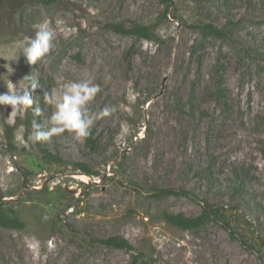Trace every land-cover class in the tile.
<instances>
[{
  "label": "rangeland",
  "instance_id": "obj_1",
  "mask_svg": "<svg viewBox=\"0 0 264 264\" xmlns=\"http://www.w3.org/2000/svg\"><path fill=\"white\" fill-rule=\"evenodd\" d=\"M45 19L64 31L30 65L21 49ZM112 23L150 27L157 40ZM34 67L43 114L9 123L0 106V202L25 224L0 227V264H264L219 224L183 230L163 217L199 216L205 201L251 244L264 238V0H171L167 12L160 0H0V93ZM85 72L101 87L90 110L115 109L95 121V149L67 131L33 144V119L54 110L44 91ZM170 188L199 201L153 197ZM111 237L132 249L107 247Z\"/></svg>",
  "mask_w": 264,
  "mask_h": 264
},
{
  "label": "clouds",
  "instance_id": "obj_2",
  "mask_svg": "<svg viewBox=\"0 0 264 264\" xmlns=\"http://www.w3.org/2000/svg\"><path fill=\"white\" fill-rule=\"evenodd\" d=\"M34 36L21 52L30 65L36 66L38 63L46 62V57L54 47L57 31L63 32L61 21H56L53 27L47 19L32 25ZM17 60V59H13ZM14 72L11 64L7 68V75ZM5 75L0 77L3 79ZM110 77H106L108 79ZM7 91L0 93V106H10L11 112L8 115V122H14V118H23L27 110H31L33 117H40L43 110L34 101L33 93L37 89H42L39 73L36 67L32 72L17 83L10 79L6 86ZM101 91L99 84L94 82L90 73H83L82 77L71 82L63 83L60 91L53 89L51 92L44 91V101L53 107V112L44 123H38L36 119L32 121V131L28 139L33 143L48 142L53 136H59L64 132H69L77 141H83L90 135V131L95 121L101 116H107L114 108L105 107L100 113L90 110L89 105ZM35 105V106H34Z\"/></svg>",
  "mask_w": 264,
  "mask_h": 264
},
{
  "label": "trees",
  "instance_id": "obj_3",
  "mask_svg": "<svg viewBox=\"0 0 264 264\" xmlns=\"http://www.w3.org/2000/svg\"><path fill=\"white\" fill-rule=\"evenodd\" d=\"M163 5L166 7V12L170 7L171 0H160ZM106 28L111 30L114 33L120 35H129L135 37L138 40H151L156 41V35L150 27L142 26L138 24H133L132 26H126L123 23H112L107 24ZM208 33L222 37L224 32L212 25H205L204 28ZM32 116V112L29 109L26 120ZM28 124H30L28 122ZM87 144L91 149H95L96 141L92 137V133L86 138ZM43 158L50 162L63 163L62 158L58 154H52L47 150H42ZM75 166L79 167L85 174L91 176L94 175L93 172L88 168L87 165L83 163H76ZM154 196L157 199L164 197L174 196L181 197L185 196L191 199L199 201L195 195L191 192L183 189H155ZM204 206L202 212L199 216L196 217H186L182 214H175L165 212L163 217L165 221L173 226L181 228L183 230H194L205 226L206 224L213 222L222 226L234 240H238L240 244L247 249L248 251L255 252L258 254L259 258L264 260V238H260L258 247L255 244H251L250 241L243 235L237 233L234 228L231 226L229 220L225 217L224 213L219 209L208 202H203ZM0 227L4 229H13V230H22L25 228V224L18 218L16 212L12 208H5L4 203L0 202ZM107 247L116 248L120 250H131V244L124 238L120 237H111L107 240L102 241ZM261 250V254L260 251Z\"/></svg>",
  "mask_w": 264,
  "mask_h": 264
}]
</instances>
